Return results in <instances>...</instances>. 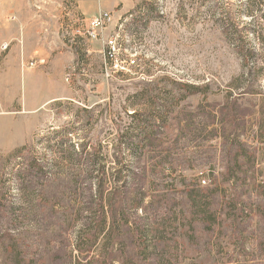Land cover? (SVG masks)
<instances>
[{"label":"rangeland","instance_id":"rangeland-1","mask_svg":"<svg viewBox=\"0 0 264 264\" xmlns=\"http://www.w3.org/2000/svg\"><path fill=\"white\" fill-rule=\"evenodd\" d=\"M56 1L0 0V147L4 128L25 138L0 148V264H264V20L244 15L259 2L122 0L91 41L94 18L76 8L77 30ZM54 29L76 55L68 98L19 116ZM111 36L135 66L106 77ZM190 187L213 191L209 223Z\"/></svg>","mask_w":264,"mask_h":264},{"label":"crops","instance_id":"crops-1","mask_svg":"<svg viewBox=\"0 0 264 264\" xmlns=\"http://www.w3.org/2000/svg\"><path fill=\"white\" fill-rule=\"evenodd\" d=\"M56 1L55 11L60 5V2ZM122 0H79L77 11L78 13L91 16L95 18L101 14H111L112 22L114 24L116 19L119 18V11H115L119 3ZM57 25V22H56ZM49 40H48V54L47 62L48 65L44 69L22 70V89L24 93L23 106L18 111V114H35L42 108L46 107L52 102L63 100L68 98L69 92L67 87L62 81V76L64 72L71 66V64L76 60V55L69 47L63 44L58 36L57 29L50 30ZM19 60H10V64L15 66ZM22 63V60L21 62ZM15 74L18 72L14 71ZM32 97L30 100L27 97ZM21 104V105H22ZM10 127H15L18 131L19 126L15 123L9 124ZM12 128H4L2 133L6 134V140L3 142L0 148L7 149L9 147L21 145L22 141H18V138L22 135L15 134L16 139H12ZM28 132L24 133V136Z\"/></svg>","mask_w":264,"mask_h":264},{"label":"built area","instance_id":"built-area-1","mask_svg":"<svg viewBox=\"0 0 264 264\" xmlns=\"http://www.w3.org/2000/svg\"><path fill=\"white\" fill-rule=\"evenodd\" d=\"M77 0H66L65 2L68 3L69 5V10L67 9L68 13H71L73 16V21L72 24L76 25L77 30H83V26L86 23V20L84 19L83 16L79 15L76 11L77 5L76 2ZM67 8V7H66ZM72 10V11H71ZM110 18L107 14H102L99 15L98 17L92 19L89 22L90 26V31L88 32L89 39L91 41H99V32H101V29L103 26H105L106 22H109ZM117 40L115 36L108 37L104 40V52H103V60H105L104 64V73H106V77H108V73L110 76L118 73H122L125 71H128L130 68H133L135 66V59L134 56L127 57V56H119L118 55V47H117ZM7 47L4 48V50ZM121 57L122 59H119ZM44 61L43 60H31L27 62L26 67L34 68L36 67L37 64H42ZM110 71V72H109ZM71 79V74L68 73L65 76L66 82H69ZM204 184V182H202Z\"/></svg>","mask_w":264,"mask_h":264},{"label":"trees","instance_id":"trees-1","mask_svg":"<svg viewBox=\"0 0 264 264\" xmlns=\"http://www.w3.org/2000/svg\"><path fill=\"white\" fill-rule=\"evenodd\" d=\"M259 3H253L255 1H253L252 3H250L251 5L247 4L246 10L244 12V15H246V17H250L252 20H261L263 21L264 18L263 16H259L258 13H260L261 11L264 10V2L260 3L263 0H256ZM122 173L118 172L116 174L113 175L112 181L114 184V188L111 190V192L109 193V197H108V205L110 207H113V204L111 203V197H113L114 194H116L118 188H117V183L120 182L121 179H123V177L121 176ZM191 189L188 192V196L189 198V202H190V209H195L196 213H191L192 217L194 218L195 214L197 215V219L198 222H205V217L206 214L208 212V209L212 207V198L210 197V194H212V190H208V189H200L199 187H190ZM100 189H102V186L100 185ZM99 198L102 199V191H99ZM194 194V196L191 197V195ZM191 211V210H190ZM101 215L104 217V213ZM111 216L113 217V214H111ZM218 214L216 215V219H217ZM162 220V218H160ZM201 219H205L200 221ZM103 219H101V224H102ZM207 221V220H206ZM157 222V219L154 220V226H152V229H150L149 231H147V237L148 236H157L159 235V232L157 231V228L155 226V223ZM202 222V223H203ZM208 222V221H207ZM209 223V222H208ZM100 224V225H101ZM204 224V223H203ZM102 227V226H101ZM112 229L107 231V239L109 240L110 238L114 237V229L113 226L111 227ZM104 230L103 228L99 229V232H102ZM159 237V236H158ZM153 250L155 251V246L153 247Z\"/></svg>","mask_w":264,"mask_h":264}]
</instances>
